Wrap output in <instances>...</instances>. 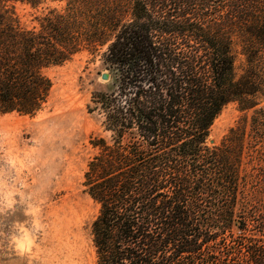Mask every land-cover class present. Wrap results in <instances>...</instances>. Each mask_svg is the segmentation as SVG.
Listing matches in <instances>:
<instances>
[{
    "label": "trees",
    "instance_id": "trees-1",
    "mask_svg": "<svg viewBox=\"0 0 264 264\" xmlns=\"http://www.w3.org/2000/svg\"><path fill=\"white\" fill-rule=\"evenodd\" d=\"M80 52L109 74L87 104L109 133L82 181L95 264H264V0H0V113L39 111ZM232 102L255 109L208 145Z\"/></svg>",
    "mask_w": 264,
    "mask_h": 264
},
{
    "label": "rangeland",
    "instance_id": "rangeland-1",
    "mask_svg": "<svg viewBox=\"0 0 264 264\" xmlns=\"http://www.w3.org/2000/svg\"><path fill=\"white\" fill-rule=\"evenodd\" d=\"M62 6L17 2L14 9L20 24L31 27L49 8ZM242 62L238 54L237 65ZM102 72L99 55L75 54L46 69L52 86L39 111L0 113V264H95L91 223L97 206L82 181L96 152L91 139L109 135L102 116L87 109L91 92L108 80ZM258 107L264 110V101ZM254 109L227 104L208 145L218 144Z\"/></svg>",
    "mask_w": 264,
    "mask_h": 264
},
{
    "label": "water",
    "instance_id": "water-1",
    "mask_svg": "<svg viewBox=\"0 0 264 264\" xmlns=\"http://www.w3.org/2000/svg\"><path fill=\"white\" fill-rule=\"evenodd\" d=\"M100 76L103 80H107L109 78V74L107 72H102Z\"/></svg>",
    "mask_w": 264,
    "mask_h": 264
}]
</instances>
